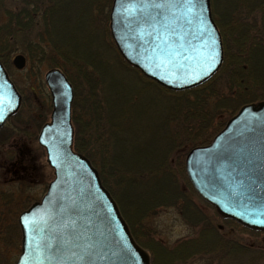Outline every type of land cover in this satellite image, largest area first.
<instances>
[{
    "label": "trees",
    "instance_id": "obj_1",
    "mask_svg": "<svg viewBox=\"0 0 264 264\" xmlns=\"http://www.w3.org/2000/svg\"><path fill=\"white\" fill-rule=\"evenodd\" d=\"M11 1L13 7L4 10L6 0H0L6 16L0 23V61L8 71L12 56L23 53L36 77L44 65L65 73L74 89V149L99 171L134 240L152 251V264L264 261L260 244L235 240L236 229L260 232L221 219L206 203L210 213L199 208L185 170L190 148L208 144L242 105L264 99V0H210L224 61L211 79L182 91L160 86L122 58L109 30L112 0ZM149 89L155 95H148ZM30 100L23 97L21 109L0 129V145L14 130L36 139L33 128L39 121L30 113V120L22 121ZM136 172L141 179L133 176ZM10 204L12 194L0 192V242L19 253L18 223L6 220L12 209L3 212ZM168 206L197 230L171 251L139 223L155 208ZM226 225L234 228L231 233H223ZM1 259L0 264H10Z\"/></svg>",
    "mask_w": 264,
    "mask_h": 264
},
{
    "label": "water",
    "instance_id": "obj_2",
    "mask_svg": "<svg viewBox=\"0 0 264 264\" xmlns=\"http://www.w3.org/2000/svg\"><path fill=\"white\" fill-rule=\"evenodd\" d=\"M162 2L113 0L109 20L114 43L131 66L161 86L174 91L199 86L224 60L210 0H197L191 11L183 0H174L180 5L174 8L154 6ZM174 16L178 23H170ZM26 63L22 54L12 60L18 70ZM44 81L52 111L38 143L54 178L43 197L18 218L21 251L14 264H150L97 169L73 149L72 84L58 68L48 70ZM21 101L0 62V129ZM185 170L196 194L220 218L264 233V100L244 104L210 143L192 148Z\"/></svg>",
    "mask_w": 264,
    "mask_h": 264
},
{
    "label": "rangeland",
    "instance_id": "obj_3",
    "mask_svg": "<svg viewBox=\"0 0 264 264\" xmlns=\"http://www.w3.org/2000/svg\"><path fill=\"white\" fill-rule=\"evenodd\" d=\"M13 5L14 4L11 0H6L3 8L4 10L10 9L13 7ZM4 10L2 9V11H0V23H2L6 19V16L4 17ZM109 30H110V20H109ZM229 39L230 36L227 34L228 42ZM17 54H23V53H15L12 56L11 66L7 72L9 73V76L11 77L12 81L19 89L22 96L24 98H27L28 100L31 99L30 100L31 108L26 111L24 116L27 117L28 115L31 114L33 118L39 121V124L38 126H35L33 128L36 134V139H34V141H32V139L30 140L29 137L21 134L19 130H14L15 134L11 138H9V140L2 141L0 145V192H3L4 196L5 195L10 196L12 194V200H13V205L10 204L9 208L8 207L3 208L4 209L3 212L7 211L6 214L10 212L9 211L10 209H12L11 212L13 216H11L10 213L11 217L6 219L8 223H11L12 221L18 223V217L20 213L22 211H25L31 204H33L36 201H39L43 197V195L46 192L48 183L53 179V170L46 163L45 150L37 142L39 131L41 127L50 120V115L52 110L51 96L44 82L45 73L51 68L48 67L47 65L42 66L41 67L42 71L39 77L35 76L34 73L35 71L32 72L30 70V64H28L25 68L18 70L12 64L13 57ZM99 94H102L101 88L99 89ZM150 94H154V93L149 89L148 95ZM163 96L165 97V95ZM46 103L49 104V106L44 105ZM160 106H163V104L157 106V109ZM25 117L24 119L22 118L23 122L30 120L29 118L30 116H28V118L26 119ZM10 127H17V126L11 124ZM192 148H190L189 151ZM133 176L141 179L140 176H138V173L137 174L134 173ZM195 201L197 203V206H199V208H201L202 210L208 213L211 212V210L204 204L205 202L203 200L201 201L200 199L195 198ZM139 223L140 225H142V231L148 230L150 233H152L153 235L151 234L150 236L152 240L155 239L161 241V244L165 245L168 251H171V249L173 248L174 244L177 241L186 238L195 237L197 232L196 227L190 226L183 220V217L181 216L180 211L178 209L169 206L155 208L154 211L152 212V215L149 218L145 220H140ZM9 225L10 224H8V226ZM137 229L140 228L137 227ZM208 229L209 228L205 230L208 232ZM221 229L223 233H231L232 229L234 228H232L231 225H228L227 227L222 226ZM236 230H237L235 231L236 237L233 235L235 237V240L240 241L242 244H257V245L260 244L261 248L264 250V233H260L261 235H253L251 233L240 231L239 229ZM152 242L150 240L148 241L144 240L143 243L152 244ZM20 249H21V232H20ZM142 249L148 254L149 262L150 264H152V259H153L152 256H154L152 255L153 254L152 251L150 249L149 251L144 248ZM19 253L18 251L10 248V246L7 247L6 244L0 242V255L3 259V260L1 259L2 261L7 260L8 263L13 264L17 260ZM185 264H218V263L214 262L210 258H207V259H197L195 261H190ZM255 264H264V261Z\"/></svg>",
    "mask_w": 264,
    "mask_h": 264
},
{
    "label": "snow or ice",
    "instance_id": "obj_4",
    "mask_svg": "<svg viewBox=\"0 0 264 264\" xmlns=\"http://www.w3.org/2000/svg\"><path fill=\"white\" fill-rule=\"evenodd\" d=\"M157 8H174L178 7L180 5L174 3V0H164L162 3H157L154 5ZM142 8L143 5H140ZM183 7L187 10L191 11L192 9H195L197 7V0H183ZM170 23H178V19L174 16L172 21ZM29 226L27 218H25V228L27 229ZM90 247V246H86ZM73 256H75V253H72ZM77 259H82V257H76Z\"/></svg>",
    "mask_w": 264,
    "mask_h": 264
}]
</instances>
